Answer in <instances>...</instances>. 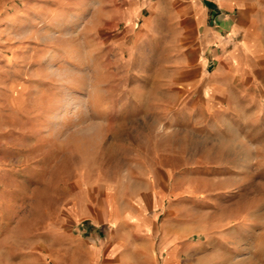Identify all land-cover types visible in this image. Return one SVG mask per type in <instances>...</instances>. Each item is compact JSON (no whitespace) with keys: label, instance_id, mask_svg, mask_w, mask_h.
Returning a JSON list of instances; mask_svg holds the SVG:
<instances>
[{"label":"rangeland","instance_id":"obj_1","mask_svg":"<svg viewBox=\"0 0 264 264\" xmlns=\"http://www.w3.org/2000/svg\"><path fill=\"white\" fill-rule=\"evenodd\" d=\"M128 2L0 0V264H20L38 245L57 242L60 215L78 194L141 191L163 165L184 170L172 190L205 195L226 186L190 181L185 168L229 160L238 170L227 152L192 159V137L169 134L173 121L158 103L166 57L124 32L126 24H112ZM262 112L264 123V104ZM260 138L263 150L247 152L242 203L221 217L200 209L199 227L245 214L248 239L263 242L264 256V133Z\"/></svg>","mask_w":264,"mask_h":264},{"label":"crops","instance_id":"obj_2","mask_svg":"<svg viewBox=\"0 0 264 264\" xmlns=\"http://www.w3.org/2000/svg\"><path fill=\"white\" fill-rule=\"evenodd\" d=\"M128 1L112 24H126L124 32L166 57L158 103L173 121L169 134L192 137V159L227 152L238 170L229 160L185 168L190 181L226 186L205 195L172 190L184 170L163 165L145 177L141 191L78 194L60 215L59 240L18 263L264 264L263 242L248 239L245 214L235 223L199 227L200 209L221 217L242 203L247 152L263 150L264 0Z\"/></svg>","mask_w":264,"mask_h":264}]
</instances>
